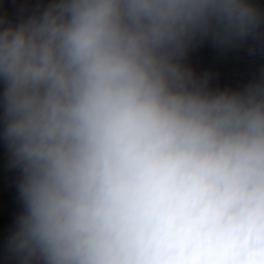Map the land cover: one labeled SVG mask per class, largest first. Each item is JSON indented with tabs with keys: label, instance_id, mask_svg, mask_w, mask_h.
Wrapping results in <instances>:
<instances>
[{
	"label": "clouds",
	"instance_id": "clouds-1",
	"mask_svg": "<svg viewBox=\"0 0 264 264\" xmlns=\"http://www.w3.org/2000/svg\"><path fill=\"white\" fill-rule=\"evenodd\" d=\"M240 54L264 58L257 0H0V264H264V69L230 82Z\"/></svg>",
	"mask_w": 264,
	"mask_h": 264
}]
</instances>
